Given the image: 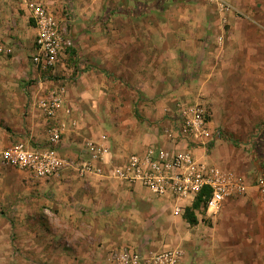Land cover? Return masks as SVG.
Listing matches in <instances>:
<instances>
[{
    "label": "crops",
    "instance_id": "0c3cea01",
    "mask_svg": "<svg viewBox=\"0 0 264 264\" xmlns=\"http://www.w3.org/2000/svg\"><path fill=\"white\" fill-rule=\"evenodd\" d=\"M41 1L49 9L54 10L60 2ZM230 1L232 7L237 8V12L227 14L226 22L222 23L221 14L215 4L206 0H120L116 11L106 6L107 3L111 4V0H87L86 12L87 18L90 19H103L110 17L108 15L110 13L112 15L121 13L126 19L138 20L150 15L146 14L148 12L155 13L154 17L165 7L173 8L171 12H167L173 24L161 32L165 36L162 39L163 53L159 60L152 59L144 64L166 70L163 76L167 77V83L172 84L164 89L165 95L158 94L160 90L156 80L150 81L151 86H147L138 78L139 75H143L139 69L143 67V60L138 58V52L145 49L144 44L139 42V31L131 34V42L120 48L136 52L135 59L131 54H127L121 61L122 66L136 68L135 75H127L126 82L129 85L126 87L130 90V100L135 102L137 111L134 115L128 113L127 122L121 124L124 130L119 136V145L116 140L103 134H91V129L87 125L90 119L86 116L99 114L98 108L93 107L95 101L101 94L104 96L106 94L104 80L97 75L96 66H92V74L87 78L79 76L75 83L64 79L47 81L44 77L38 78V67H36L38 69L32 67L33 80L19 82V78L17 80L11 73L13 70H10L14 68V60L6 61L5 65L0 67V139L4 140L2 142L6 146L21 140L35 147L45 144L48 121L37 102L40 98L46 97L50 90L61 89L62 102L54 120L63 125L59 153L67 160L68 165L58 175L49 179L35 178L37 185L30 186L32 187L30 194L39 196V209L46 214V223L59 228L61 237L59 241L62 243L68 241L70 244V250H63L61 251L63 256L59 255V259L64 260L62 264H112L110 260L112 252L126 250L145 255L164 248H179L181 264H252L251 256L238 255L235 252L243 248L241 244L250 243L256 236L257 231L252 230V227L264 226L260 217L254 213L249 216L248 213L254 211V208L264 207L250 201L254 195L253 191L257 192L252 186L244 195L226 199L214 215L200 212L197 215V222L191 224L184 216L172 214V201L168 197H157L147 188L136 183L128 184L112 173L115 167L124 164L130 153H141L150 145L172 151H180L187 147L186 144L174 139L170 113L164 112V106L167 104L172 107L177 99L178 102L204 100L206 95L199 91L203 93L209 91L205 82L209 84L218 80L216 78L218 61L213 56L216 52V39L223 32L224 25H228L227 29L230 28L232 33L231 81L228 76L225 78L226 81L228 83L258 81L256 79L258 72L255 69L264 65L261 64L260 57L264 54V15L261 16L255 10V5L264 0ZM18 2L0 0V34L6 36L16 33L17 18L23 23L28 22L29 28L35 33L27 9L20 0ZM175 6H183L184 10H176ZM17 7L24 12L22 15L18 14ZM108 9L109 13L106 15L104 11ZM81 14L78 12L77 17ZM89 29L86 30L89 36H97V31H100L96 28H93V31ZM77 31L74 33L79 36L80 33ZM32 41L34 42V38ZM88 41L86 49L89 52L100 49V41L96 37ZM82 42V38L79 39L78 45H83ZM0 45L11 49L9 54L0 53V56L8 57L13 54V46L8 43ZM103 45L106 49V43ZM165 55L166 59L163 58ZM1 71L7 74H1ZM180 73H183L182 76ZM184 76L186 80L182 83H186V86L177 87L176 82L179 83L180 78ZM20 83L23 87H19ZM131 86H136L139 95L143 94V97L151 98L152 101H144L143 97L138 100L136 91ZM256 94L257 92H253L254 98ZM211 115L210 113L211 127L216 129L212 125ZM4 127H9L10 131ZM123 137L126 139L121 143ZM221 137L222 135L216 141L219 143L215 142L207 152L202 147H197L194 153L210 162L220 163L221 167L223 164L226 165L223 168L233 169L250 183L239 154L227 153L220 142ZM89 140L95 141L104 150L102 154L90 160L98 172L81 176L77 167L86 157L85 144ZM124 143H128L127 146ZM258 167L259 161L256 162L254 171ZM245 205L248 209L244 208ZM233 214L237 216L235 220L231 219ZM7 219L0 218V229L6 230L4 227L7 222L9 227L7 241L15 250V237L12 234L14 222L11 218ZM227 240L235 244L232 245V255L230 252L224 254L222 244ZM29 261H32L31 258ZM260 264H264V261Z\"/></svg>",
    "mask_w": 264,
    "mask_h": 264
},
{
    "label": "rangeland",
    "instance_id": "374dc122",
    "mask_svg": "<svg viewBox=\"0 0 264 264\" xmlns=\"http://www.w3.org/2000/svg\"><path fill=\"white\" fill-rule=\"evenodd\" d=\"M119 1L111 0V4L107 3L106 6L114 8L113 10L116 11L120 5ZM227 2L232 6L230 0ZM87 4V0H60L57 9L53 7L57 12L50 8L63 31V36L72 42V45L67 47L59 56V61L55 66L46 70L40 69L41 72L34 66L30 59V54L35 33L33 29L29 28L28 22L23 23L22 20L17 18L15 21L16 33H10L6 36L0 34V44L8 43L14 47L11 56H0V67L5 65L6 61L14 60V68H10V70H13L11 73L16 76L17 80L19 78V82L33 80V67L38 69V78L44 77L47 81L64 79L75 83L79 76L87 78L92 74V66H96L97 75L104 80L106 94L105 96L101 94L99 99L95 101L93 107L98 108L99 114L86 116L90 119L87 125L91 129V134H103L116 140L117 145H119V136L124 130L121 128V124L127 122L128 113L134 115L135 111H137L134 105L135 102L130 100V90L126 87L127 84L129 85L126 82L128 81L127 75H135L136 68L134 66H122L121 61V58L127 54H131V57L135 59L136 52H129L120 48H124L127 42H131V34L139 31V42L144 44L145 49L138 52V58L143 60V67L142 69L139 68L142 70L143 75H139L138 78L143 80V83H146L147 86L151 84L150 81L156 80L161 91L158 94L160 96L165 95L166 91L164 89L172 84L167 83V77L163 76V72L166 74V70L162 67L145 66L144 64H147L152 59L159 60L161 53H163L162 48L164 46L162 45L164 43L162 39L165 36L161 32H163L164 28L172 26L173 20L168 17L169 13L167 12H171L173 8L167 9L165 7L161 12L156 13L157 15L154 17L153 14L155 13L148 12L146 14L150 15L138 20L126 19L122 17L121 13L117 15L108 14V9L104 12L110 17L90 19L87 18ZM233 7V11L237 12V8ZM175 9L184 10L183 6H175ZM17 10L19 15L24 13L19 7H17ZM255 10L261 16L264 15V2L256 4ZM78 12L82 13L79 17H77ZM166 13L167 16H165ZM228 14H231V12ZM227 27L228 25H224L223 32L220 33L221 39L216 37V52L213 57L218 61L216 67L218 70L216 78L218 80L211 81L209 84L205 82L207 83L205 86L208 87L209 91L207 93L199 91V93L206 95H204L205 98L203 99L212 114L213 127L222 135L220 142L224 145L223 149L227 153L237 152L239 154L250 182L256 172V169L254 171L256 162L264 163V138H256L259 127L264 125V65L255 69L258 72L256 73L258 81L255 83L241 81L228 83L226 81L225 78L227 76L229 81H231L232 70V33L230 28L227 29ZM87 28H90V31H93V28L100 29V31H97V36H89L86 31ZM76 31L80 33L79 36L74 33ZM93 37L100 41V49L89 52L86 47L89 43L88 40ZM81 38L83 45L80 46L78 44ZM104 43H106V49L103 45ZM260 57L261 64H263L264 54L260 55ZM163 58L166 59L167 56L165 55ZM94 63L97 65H93ZM139 69L137 68V70ZM1 74H7V72L3 73L1 71ZM182 74L180 73L181 76ZM222 78H224L223 82L220 83ZM184 80H186L185 76L180 78L179 83L178 81L176 82L177 87L186 86V83H182L185 82ZM19 87H23V85L20 83ZM131 88L136 91L138 100L142 99L143 94L139 95L137 93L136 86H131ZM253 92H257L256 98L253 97ZM142 100L152 101L151 98L145 97ZM177 100L172 107L166 104L164 112L170 113L175 108ZM125 139L123 137L124 141L122 140L121 143L125 142ZM2 141L4 140L0 141L2 144L0 150L6 147ZM127 144L125 145L127 146ZM215 163L221 165L220 163ZM223 166L226 165L223 164ZM34 185H37L35 177L23 170L5 164L0 159V218L7 219L9 216L8 219L11 218L13 220L14 230L12 234L15 237V250H13L11 244L7 241L6 234L9 227L6 222L4 228L7 229H0V264H62L64 262L63 258L59 259V255L63 256L61 251H69L71 248L68 241L63 243L59 241L61 239L59 228L48 222L46 223V214L39 209V196L30 194L32 189L30 186ZM253 193L254 195L250 201L256 205H264V198L258 192L253 191ZM245 204L247 203L245 202ZM244 208L248 209L247 205ZM248 213L249 216L254 213L264 222V207L254 208V211ZM236 218L235 214L231 217L234 220ZM209 221L211 222L212 220ZM251 229L257 231L256 236L253 237L252 241L250 240V243L241 244L243 248L235 252L238 255L251 256L253 258L252 264H260V262L264 261V226L260 228L252 227ZM259 230L262 232H259ZM232 245L235 244L228 240L222 244L224 254L231 253L232 255ZM29 258H31V262ZM64 259L67 260V258ZM68 261H71V259H68Z\"/></svg>",
    "mask_w": 264,
    "mask_h": 264
},
{
    "label": "built area",
    "instance_id": "2783aa9c",
    "mask_svg": "<svg viewBox=\"0 0 264 264\" xmlns=\"http://www.w3.org/2000/svg\"><path fill=\"white\" fill-rule=\"evenodd\" d=\"M206 1L215 4L222 23H225V16L233 11V7L226 0ZM20 2L27 9L35 29L30 56L32 63L41 70L55 66L59 56L72 42L63 36L55 14L41 0ZM10 52V48L0 45V53ZM61 102V89L50 90L37 102L48 121L44 145L35 147L22 140L13 142L0 150L1 161L35 178L49 179L58 175L68 165L59 153L63 125L54 120ZM169 117L174 139L187 147L172 151L150 145L141 153H130L121 167L113 169L114 176L128 184H139L157 197H168L172 201V214L179 217L185 215V208L191 206L203 188L209 190V195L204 205L193 211L197 218L200 212L214 215L226 199L244 195L250 186L264 198V163H259L252 181L248 183L233 169L223 168L194 153L197 147L207 152L221 136L218 130L211 127L210 112L204 100L177 102ZM258 130L256 138L264 133V125ZM85 146L86 157L77 167L81 176L98 172L90 160L104 150L92 140L87 141ZM180 257L179 248H164L145 255L134 251H116L111 253L110 260L112 264H181Z\"/></svg>",
    "mask_w": 264,
    "mask_h": 264
},
{
    "label": "trees",
    "instance_id": "16d2710c",
    "mask_svg": "<svg viewBox=\"0 0 264 264\" xmlns=\"http://www.w3.org/2000/svg\"><path fill=\"white\" fill-rule=\"evenodd\" d=\"M5 130L10 131L9 127H4ZM264 138V133L260 136L259 139ZM209 195V190L207 188H203L195 197L191 206L185 208V215L189 223L194 224L197 222V217L194 215V210L204 205L205 198Z\"/></svg>",
    "mask_w": 264,
    "mask_h": 264
}]
</instances>
